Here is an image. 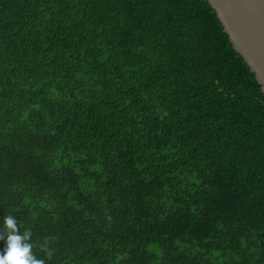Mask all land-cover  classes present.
Masks as SVG:
<instances>
[{"label": "trees", "instance_id": "trees-1", "mask_svg": "<svg viewBox=\"0 0 264 264\" xmlns=\"http://www.w3.org/2000/svg\"><path fill=\"white\" fill-rule=\"evenodd\" d=\"M9 214L46 264H264V93L206 0H0Z\"/></svg>", "mask_w": 264, "mask_h": 264}, {"label": "water", "instance_id": "water-1", "mask_svg": "<svg viewBox=\"0 0 264 264\" xmlns=\"http://www.w3.org/2000/svg\"><path fill=\"white\" fill-rule=\"evenodd\" d=\"M264 93V0H206Z\"/></svg>", "mask_w": 264, "mask_h": 264}, {"label": "clouds", "instance_id": "clouds-1", "mask_svg": "<svg viewBox=\"0 0 264 264\" xmlns=\"http://www.w3.org/2000/svg\"><path fill=\"white\" fill-rule=\"evenodd\" d=\"M0 264H46L51 253L42 246L45 258H38L33 251L35 245L32 242L31 229L23 231L17 224L13 215H5L0 231Z\"/></svg>", "mask_w": 264, "mask_h": 264}]
</instances>
